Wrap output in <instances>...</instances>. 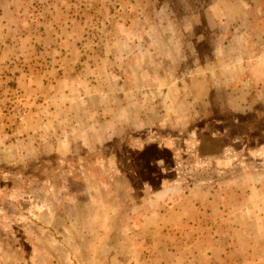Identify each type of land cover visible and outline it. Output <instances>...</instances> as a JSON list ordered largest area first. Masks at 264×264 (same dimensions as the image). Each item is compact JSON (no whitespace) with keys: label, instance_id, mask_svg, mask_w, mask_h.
I'll return each instance as SVG.
<instances>
[{"label":"rangeland","instance_id":"1","mask_svg":"<svg viewBox=\"0 0 264 264\" xmlns=\"http://www.w3.org/2000/svg\"><path fill=\"white\" fill-rule=\"evenodd\" d=\"M0 264H264V0H0Z\"/></svg>","mask_w":264,"mask_h":264}]
</instances>
